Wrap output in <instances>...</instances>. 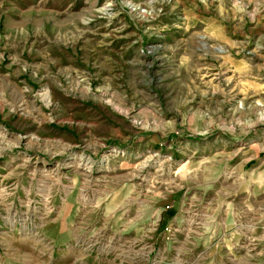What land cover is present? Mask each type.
I'll use <instances>...</instances> for the list:
<instances>
[{
  "label": "rangeland",
  "instance_id": "rangeland-1",
  "mask_svg": "<svg viewBox=\"0 0 264 264\" xmlns=\"http://www.w3.org/2000/svg\"><path fill=\"white\" fill-rule=\"evenodd\" d=\"M0 264H264V0H0Z\"/></svg>",
  "mask_w": 264,
  "mask_h": 264
}]
</instances>
